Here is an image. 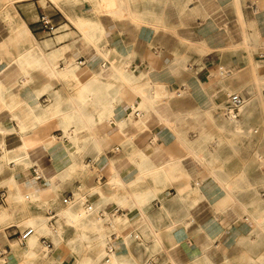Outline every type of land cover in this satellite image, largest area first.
I'll return each mask as SVG.
<instances>
[{"label":"crops","instance_id":"0c3cea01","mask_svg":"<svg viewBox=\"0 0 264 264\" xmlns=\"http://www.w3.org/2000/svg\"><path fill=\"white\" fill-rule=\"evenodd\" d=\"M105 1L119 6L112 10ZM10 4L13 20L0 21V155L8 167L0 171V204L11 218H23L16 215L19 193L28 198L37 187L50 198L80 193L83 184L72 177L82 174L85 161L94 191L82 197L96 205V216L109 219L103 252L109 244L110 259L216 264L229 249L241 254V237L260 242L248 218L264 207V110L245 118L241 112L244 123L234 130L223 115L228 101L215 109L211 100L227 96L220 68L237 73L229 84L245 98L250 56L238 19L264 37V0ZM42 14L55 33L42 28ZM256 113L261 124L253 127L248 121ZM258 129L252 151L242 138L233 145V136ZM33 165L40 180L32 178ZM4 230L8 240L21 232L14 222ZM3 246L7 257L9 245ZM259 252L264 243L246 253ZM103 256L101 263L110 264Z\"/></svg>","mask_w":264,"mask_h":264},{"label":"bare ground","instance_id":"6f19581e","mask_svg":"<svg viewBox=\"0 0 264 264\" xmlns=\"http://www.w3.org/2000/svg\"><path fill=\"white\" fill-rule=\"evenodd\" d=\"M9 1L12 2V0H9ZM103 4H105L109 7H112L113 8V9L111 8L112 10H114L116 7L119 6L117 1H109V2L105 1V2H103ZM105 9L108 10V7H106ZM238 20H239V24H240L239 26L242 28L241 36H242L243 41L241 40L242 41L241 44H242L243 48L246 50V51L245 50L244 51L249 53L248 55L250 57L247 56V58L249 57L250 59H248L249 60V61H247L248 64H247V66H244V69H243V70L247 71L249 77H248V81L243 84L244 89H242V90H243V93L245 95V98H243L242 103L239 105V108L237 111L238 115L234 116L232 114H229L227 111V108L225 109L226 112L223 113V115L225 117V121L229 125H233L234 130L236 129V127L238 125H241L242 123H244V121H242L238 117L239 114H241V112H243V111L246 112L244 114H241L242 117L245 118V117H249V115L251 114L250 112L257 109V108H261L262 110H264V96H262V91H264V73H262L260 71V67H262V66H260L258 63L255 64L254 62H251V59H252L251 53L254 50H256L258 48V46H261V47L264 46V37H262L260 35L259 31H255L253 33L247 32L248 23L246 22V20L245 19H243V20L238 19ZM237 45H239V44H237ZM243 48H242V51H243ZM231 75L236 76L237 73L233 71ZM231 75H229V76H231ZM220 84H221L222 88L226 87V91H224L226 95H230L235 90L230 86L231 84H229V80L220 81ZM240 89L241 88L238 87L236 89V91L239 92ZM225 101H228L227 96L224 97V99L220 100L219 102H214L213 100H211V106L215 109L216 108L222 109L225 107ZM213 119L214 118H212V120ZM86 126H88V125H86ZM64 132L66 133L67 131L64 129ZM262 143H264V139H262ZM0 157L3 158L4 155H2ZM6 158H5V160H6ZM36 190H37V193H32L33 195H37V196L43 195L44 196V191H43L44 189L42 190L41 187H39V188L37 187ZM15 195H17V194H15ZM18 198L20 200H23V198L26 199L25 195L24 194L22 195L21 193H19ZM71 200H69V201H71ZM262 201H264V200H262ZM95 207H96V205L94 204V206H92L90 209H87L84 207V209H82V210H77L76 206L73 205V206H68V207L62 209L60 211V213L63 216V218L66 219L67 222L71 223L76 229L74 240H76L78 242V244H76V243L72 244L73 249L77 250L81 246V241L83 242L87 239L88 243H85V245L84 244L83 245L87 249H90L93 252V254L95 255V260H96L97 264H103L100 262L103 254H104L103 249H104V245H105L104 244L105 239L103 236V231L106 228L103 226V222L105 220H109V219H108L107 215H105V220H103L99 216H96L95 212H94ZM9 216H11L9 212H7L6 210L0 209V222L7 219ZM248 220H249V223L251 225L250 226L251 231L255 233V235L260 239L261 243H264V207H262V208L260 207L259 209L252 211V213L249 215ZM26 223L29 224V226H30L29 228L32 229V232L27 237V240H26L27 245H26L25 249L22 251V253L24 255L28 256V258L30 259L28 264H32V262H33L32 259L37 257V252L35 250V244H36V241L38 239L37 235L49 236L52 239V241L54 242L55 246L59 245L62 236H61L59 227L57 229L49 227L46 219L41 215H30V216H28L26 219ZM87 229H91L92 231L95 232L96 235H100L99 241L92 242L91 238H89V236L87 234ZM43 236H41V237H43ZM39 240H40V238H39ZM40 244H41V241H40ZM44 248H47V247H44ZM47 249H49V248H47ZM243 257L246 258V260H247V262H249V264H264V252H259L257 254L246 253L243 255ZM228 258L229 257H226L225 255H223L224 261H227ZM57 259H58V255L56 252H54V254L51 257H49L48 259L42 260L41 264H52V261L57 260ZM108 263H110V264H126L127 262L125 260H123L122 258H120L119 256L113 254L111 256L110 262H108ZM83 264H90V261H84L83 260Z\"/></svg>","mask_w":264,"mask_h":264},{"label":"rangeland","instance_id":"374dc122","mask_svg":"<svg viewBox=\"0 0 264 264\" xmlns=\"http://www.w3.org/2000/svg\"><path fill=\"white\" fill-rule=\"evenodd\" d=\"M10 3L11 2L9 0H0V15L2 13L3 15H5L4 17H2V15L0 16V21L9 23V21L13 20V14H15V10H14L13 4H10ZM254 51L264 52V48L260 50L256 49ZM251 58H252L251 62H254L255 64H257L256 57L251 56ZM232 77H235V76H232V75L227 76L226 80H230ZM233 92H237V91L234 90ZM260 121H261V116L260 114L256 113L249 119L248 123L249 125H253V127H258V125L261 124ZM259 132H260V129H258L257 133H254V130H253L252 133L249 135H246V134L243 136L235 135L233 136L234 137L233 145L236 139L240 140V138H242L244 141H246L247 145L252 151L256 146V141H257L256 135H258ZM0 156H2V154ZM23 165L26 167L28 163H24ZM3 168L8 169V167L5 165V158L0 157V171ZM82 170H83L82 174L75 175L72 177V180H79L83 184V186L81 189L82 191L80 193L79 192L74 193L71 201L69 200L65 201L64 195L60 193H55L53 198H50L49 196H45V195L37 196V195H33L29 193L30 195L28 198L26 199L23 198V200H20V205L18 207L19 209L16 213L17 216H23V218H21L20 220L19 218L17 219L11 218L12 213L8 210V208L5 205L0 204V209L6 210L11 215L7 219L0 222V247H4L3 245H9L7 248L8 250H10V253L7 255L9 259L8 262L3 263V259L0 258V264H28L30 259L28 258V256L22 253L27 243L26 242L19 243L17 239V235H12L11 237H8L10 239L15 238L13 240H8L5 237L6 230H4V227L7 226L9 223L14 222L18 225L21 231H24L25 229L30 227L29 224L26 223L27 217L30 216L29 214H40L46 219L49 227H53L54 229H57L59 227V230L62 236L59 245L55 246L54 242L49 236L37 235L38 239L35 244V250L37 252V257L32 259L33 261L32 264H41L42 260L48 259L54 254V252L57 253L58 259L53 260L52 264H83V260L90 261V264H97L95 260V255L93 254V252L84 246L85 243H88V241H83V242L81 241V246L77 250L73 249L72 244H75V243L78 244V242L74 240L76 229L71 223L67 222L66 219H64L60 213L62 209L68 206L81 205L82 207H85L84 205H82V202H83L82 195H83V192L89 189L88 178L93 174V172L92 170H90L89 166L85 163V161L82 164ZM1 186L2 184L0 182V187ZM93 191L94 189L88 190V192L90 193H92ZM9 204H10V201H9ZM49 210H53L56 213L54 226H51L48 221L49 218H48L47 213ZM26 214L28 216H26ZM111 231L112 230L110 229L107 233L110 234ZM113 231H116L117 233H119V230L117 229ZM94 233L95 232L92 231L91 229H87L88 235H92ZM41 236L45 237L48 241L52 243V247L50 249L44 248L41 245L42 243L40 244L39 238ZM104 239H105L104 244H106L107 239L105 237ZM240 239L241 241L239 245L243 247L241 254H237L234 251V249H229L230 254H229L228 260L224 261L222 259V254L220 255L218 254L216 264H249V262H247L246 258H244L243 255L246 252H253V251L258 250L260 248L261 242L249 243V242H246V240H242V237ZM192 264H196V263L192 262Z\"/></svg>","mask_w":264,"mask_h":264},{"label":"built area","instance_id":"2783aa9c","mask_svg":"<svg viewBox=\"0 0 264 264\" xmlns=\"http://www.w3.org/2000/svg\"><path fill=\"white\" fill-rule=\"evenodd\" d=\"M40 22L42 25V28L48 32L49 34H53L55 33L57 26H55L52 22L49 16L42 14L40 16ZM257 60L264 64V52H259L257 53ZM229 71L227 70H222L220 68V75L226 76L228 75ZM228 98V102H227V111L229 114H232L234 116H236L238 113V108L239 105L242 103L243 99L242 97L238 94V93H231L230 95H227ZM135 114L138 115V111H135ZM114 150H118V147H115ZM32 170V178H34L35 180H40L41 179V173L36 169V166L33 165L31 167ZM27 198V197H26ZM73 198V193L70 192L67 195L64 196V200H71ZM5 199V191L3 189H0V203H2ZM83 205L85 206V208L90 209L92 207L91 204L88 203V199L87 197L83 196ZM48 221L54 225L55 223V217H56V213L53 210H49L48 211ZM32 229L31 228H27L24 231H21L18 233L17 235V239L19 241V243H25L27 237L31 234ZM40 241L42 243V245L44 247L47 248H51L52 244L50 241H48L45 237H40ZM112 253V247L108 244L105 248V253L103 256V262L104 263H108L110 261V255ZM6 250L4 247H0V258L3 259V263H6L7 257H6Z\"/></svg>","mask_w":264,"mask_h":264}]
</instances>
